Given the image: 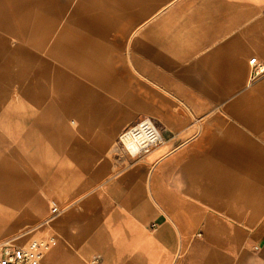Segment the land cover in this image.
Instances as JSON below:
<instances>
[{"label": "crops", "instance_id": "1", "mask_svg": "<svg viewBox=\"0 0 264 264\" xmlns=\"http://www.w3.org/2000/svg\"><path fill=\"white\" fill-rule=\"evenodd\" d=\"M93 1L0 0V232L44 204L8 241L56 236L42 264H264V0ZM172 81L183 125L128 154Z\"/></svg>", "mask_w": 264, "mask_h": 264}, {"label": "rangeland", "instance_id": "2", "mask_svg": "<svg viewBox=\"0 0 264 264\" xmlns=\"http://www.w3.org/2000/svg\"><path fill=\"white\" fill-rule=\"evenodd\" d=\"M60 1H65V0H60ZM70 1L76 6L81 3H84L88 6L91 5L97 10H101V5L98 1H93V0H70ZM156 1L159 3L161 2L160 0H156ZM182 1L183 0H172L171 8L168 11L173 10V13L177 12L179 10V8L177 9V7L178 5L181 4ZM168 11L166 10L164 13ZM0 39L2 42L7 41L8 43H12V44H15L16 41L18 42V39L13 38V36L9 34V29L3 28V27L0 28ZM22 44L25 45L26 43L22 42ZM25 47L28 50V52L32 53L33 55L39 56V55L46 54L45 47L42 50H36L30 45H26ZM174 80L175 79H173V81ZM173 81H172V84H173L172 87L166 86V88L168 89L172 88V91H169V92H165L163 90L164 89L163 85L155 84V86H153L156 89V92L154 93L155 100H156L155 105L154 107L150 106V109L148 111L146 110L145 112H143L141 115H145V116L140 119L142 120V119L147 118L149 119L150 122H153V124L158 129L161 136L163 137V141L165 140L164 137L166 135H174L175 132L179 130V128L183 125V111L188 112V110H183V93L173 91L177 87V85H175L174 84L175 82ZM139 82H140L141 87L143 88H145L146 85L149 84L146 78H139ZM8 88H9V85L7 86V90ZM4 92H5L4 89L1 88L0 98H2L3 95L10 93L7 91V93L5 94ZM9 97L11 98V96ZM150 102H151V99L148 100L147 105H149L148 103ZM165 102H167V104L163 106ZM3 111L4 109L1 108L0 112L3 113ZM140 120L138 122H140ZM132 126H126V128H124L123 131L128 130ZM5 134H7L8 139L10 140L12 137L10 129H7L5 132L4 126L1 125L0 126V137H4ZM14 138L15 137L13 136V141L11 143L10 141H8V144L9 145L11 144V147L13 148V150L20 149L21 142H19V140L17 139L15 141ZM118 143L121 148H123L128 154H130V152L125 148V146L121 143L120 140L118 141ZM4 155H5L4 150L1 149L0 150V163L1 164L3 162L2 160L4 158ZM43 205L44 204L42 205L40 204L36 206L34 210V213L36 216H26V209L28 206L22 205V206L16 207V205H12L13 208H12L11 216L8 215L9 224L6 226L5 230L0 232V243L8 242L10 238L17 236V235H22V234H23L22 239H29L35 236L36 237L39 236L40 234L39 235L37 234L41 230L39 225L42 222V219L46 217V213H47L46 212L44 216H41V208Z\"/></svg>", "mask_w": 264, "mask_h": 264}, {"label": "built area", "instance_id": "3", "mask_svg": "<svg viewBox=\"0 0 264 264\" xmlns=\"http://www.w3.org/2000/svg\"><path fill=\"white\" fill-rule=\"evenodd\" d=\"M261 71H263V68L259 66L256 72L260 73ZM143 154L133 156H142ZM60 211L61 209L58 204L52 205V215H56ZM56 242V236L50 234L46 237L34 238L26 244H16L14 242L0 243V264H42L45 253L48 252ZM99 261L100 259L97 256L93 259V264H98Z\"/></svg>", "mask_w": 264, "mask_h": 264}, {"label": "bare ground", "instance_id": "4", "mask_svg": "<svg viewBox=\"0 0 264 264\" xmlns=\"http://www.w3.org/2000/svg\"><path fill=\"white\" fill-rule=\"evenodd\" d=\"M133 126L120 136V141L130 154H143L163 142L160 132L149 119H142Z\"/></svg>", "mask_w": 264, "mask_h": 264}]
</instances>
